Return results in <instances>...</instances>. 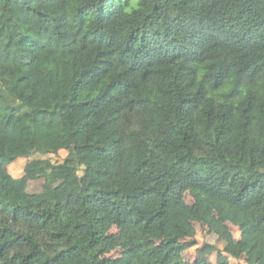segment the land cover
Masks as SVG:
<instances>
[{"label": "trees", "instance_id": "1", "mask_svg": "<svg viewBox=\"0 0 264 264\" xmlns=\"http://www.w3.org/2000/svg\"><path fill=\"white\" fill-rule=\"evenodd\" d=\"M0 10V264H188L195 222L223 247L194 264H264V0ZM22 119L46 146L20 141ZM30 176L61 180L66 202L29 193Z\"/></svg>", "mask_w": 264, "mask_h": 264}, {"label": "rangeland", "instance_id": "2", "mask_svg": "<svg viewBox=\"0 0 264 264\" xmlns=\"http://www.w3.org/2000/svg\"><path fill=\"white\" fill-rule=\"evenodd\" d=\"M5 17V12L0 10V24ZM18 130L20 134V141L22 143H29L34 147H44L46 146V140L43 137L36 136L31 133L29 122L27 119H22L18 124ZM67 155V150H60L58 153H33L30 156L18 157L12 160L10 163L6 164L7 172L13 177H21L30 167L28 163L35 159H47L50 162L58 163L63 160ZM81 174V170L78 172ZM61 180H55L53 182H47L42 178L35 176H30L27 181L26 190L29 193H39V192H50L53 195V198L58 203H65L67 198L61 197L56 193V187L59 185ZM184 199L187 203H192V197L188 191L184 193ZM226 225L231 230L233 235L239 237L238 222L234 220H227ZM194 226L196 228L195 240L196 244L191 248H188L182 252V260L188 264H194L198 257V252L204 248L205 244H211L216 246L219 250L222 249L223 243L218 240V237L209 233L207 229L199 222H195ZM217 251L212 252L207 256L210 264H217ZM118 253L113 252L112 255L116 256ZM231 264H249L248 256L246 254L241 255L239 258H229Z\"/></svg>", "mask_w": 264, "mask_h": 264}]
</instances>
